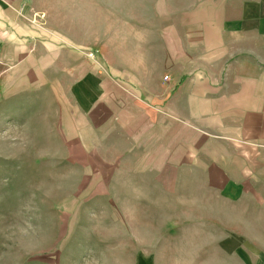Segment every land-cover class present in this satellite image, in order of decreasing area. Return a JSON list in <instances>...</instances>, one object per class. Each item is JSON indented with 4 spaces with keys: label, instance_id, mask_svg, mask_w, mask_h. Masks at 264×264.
<instances>
[{
    "label": "crops",
    "instance_id": "1",
    "mask_svg": "<svg viewBox=\"0 0 264 264\" xmlns=\"http://www.w3.org/2000/svg\"><path fill=\"white\" fill-rule=\"evenodd\" d=\"M116 9L97 16L96 40L81 25L60 41L0 0V98L30 138L23 153L141 169L144 199L183 200L191 185L198 206L205 190L223 207L215 231L247 225L264 248V0H132L129 19Z\"/></svg>",
    "mask_w": 264,
    "mask_h": 264
},
{
    "label": "rangeland",
    "instance_id": "2",
    "mask_svg": "<svg viewBox=\"0 0 264 264\" xmlns=\"http://www.w3.org/2000/svg\"><path fill=\"white\" fill-rule=\"evenodd\" d=\"M4 1L21 8L25 25L60 41L66 30L79 35L81 25L96 40L105 26L96 19L102 10L118 7L120 15L131 17L132 0ZM4 101L0 98V264H264V248L255 246L256 233L247 225L242 231H215L209 216L218 202L205 190L198 206L191 185H183V200L159 197L154 189L144 199L149 186L142 183L141 169H84L72 156L71 163L64 160L63 151L52 153L56 162L40 158V152L25 155L22 147L30 138L17 135L14 121L4 118ZM84 177L88 183L81 184ZM97 177L104 182L95 184ZM113 191L124 198H112ZM233 211L232 226L239 229L243 209Z\"/></svg>",
    "mask_w": 264,
    "mask_h": 264
},
{
    "label": "built area",
    "instance_id": "3",
    "mask_svg": "<svg viewBox=\"0 0 264 264\" xmlns=\"http://www.w3.org/2000/svg\"><path fill=\"white\" fill-rule=\"evenodd\" d=\"M164 79L166 80V79H167V77H164Z\"/></svg>",
    "mask_w": 264,
    "mask_h": 264
}]
</instances>
